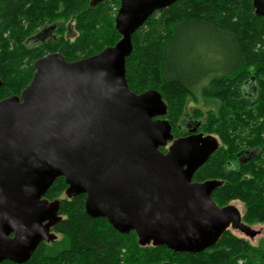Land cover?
<instances>
[{"label": "water", "instance_id": "obj_1", "mask_svg": "<svg viewBox=\"0 0 264 264\" xmlns=\"http://www.w3.org/2000/svg\"><path fill=\"white\" fill-rule=\"evenodd\" d=\"M175 1L119 0L114 46L74 62L48 54L35 61L19 96L0 100V264H24L40 243L56 239L59 202L43 196L59 177L67 198L85 195L87 216L119 234L134 232L141 247L197 254L228 228L254 236L234 206L212 202L221 182H192L217 138L173 139L160 94L127 86L133 33ZM252 7L264 17V0Z\"/></svg>", "mask_w": 264, "mask_h": 264}, {"label": "trees", "instance_id": "obj_2", "mask_svg": "<svg viewBox=\"0 0 264 264\" xmlns=\"http://www.w3.org/2000/svg\"><path fill=\"white\" fill-rule=\"evenodd\" d=\"M89 2L0 0V100L19 96L35 61L48 54L74 62L118 42L119 0L93 8ZM131 43L127 86L135 94H160L174 138L186 135L182 120L189 100L217 105L216 112L196 109L192 116L198 134L219 141L192 182H221L211 194L217 207L241 200L250 223H264V17L254 14L252 0H176L154 12ZM205 44L212 50L202 52ZM245 151L252 153L240 162ZM66 187L59 177L43 196L59 202L60 221L51 229L57 238L40 243L24 264H264V243L254 250L227 230L197 254L141 247L134 232L119 234L104 218L87 216L85 195L67 198Z\"/></svg>", "mask_w": 264, "mask_h": 264}, {"label": "rangeland", "instance_id": "obj_3", "mask_svg": "<svg viewBox=\"0 0 264 264\" xmlns=\"http://www.w3.org/2000/svg\"><path fill=\"white\" fill-rule=\"evenodd\" d=\"M70 37H71V34H70ZM208 50L211 51L212 48L210 46H208L207 44H205V48H204V50L202 49V52L208 51ZM210 54L211 53H209V55ZM198 101H199L198 103H195L192 100H189L186 104V107L184 109V117H186V119H187L186 121L188 123L193 121L192 116H193L194 112H196V109H197V112H200L202 114L203 113L205 114L206 112H216L217 111V105L215 102L208 101V100H202L201 98H199ZM213 137H216V136H213ZM217 140H218V138H217ZM166 148H164L165 151H166ZM64 196L66 197L65 194H64ZM228 205L234 206L237 209V211L241 215L242 224H244L246 227H248L254 233V236L250 238V237L246 236L245 234L239 232L238 230L232 229V228H228L227 231H229L236 238H241V239H244L245 241H247V243L249 244V246L252 249H254V250L260 249L264 243V223H261V222L250 223L249 218H246L247 211H248L247 206L241 200H233V201L229 202ZM220 208H222V207H220ZM242 218H245L244 221ZM51 232H52V230H51ZM58 239H59V236H58ZM137 242H138V240H137ZM148 246H151V245H148Z\"/></svg>", "mask_w": 264, "mask_h": 264}, {"label": "flooded vegetation", "instance_id": "obj_4", "mask_svg": "<svg viewBox=\"0 0 264 264\" xmlns=\"http://www.w3.org/2000/svg\"><path fill=\"white\" fill-rule=\"evenodd\" d=\"M47 35H48V33H45V35L43 36V37H40V38H46L47 37ZM32 44H34L35 42H31ZM37 43V42H36ZM184 120H182L183 122H182V126L183 127H185V129H186V135L185 136H181V137H179V138H183V137H186V136H189V135H192L193 133H195V134H198L197 133V128H196V126L195 127H193L192 125V122L193 121H191L190 123H188V122H186L185 123V119H186V117H184L183 118ZM195 131V132H194ZM179 138H174L173 137V139H179ZM252 153V151H249V152H247V151H245V152H243V154H241L240 156H239V160H240V162H243L245 159H247L249 156L248 155H250Z\"/></svg>", "mask_w": 264, "mask_h": 264}]
</instances>
